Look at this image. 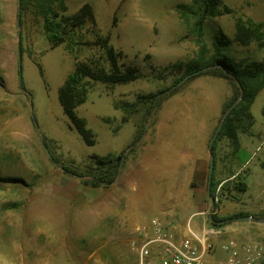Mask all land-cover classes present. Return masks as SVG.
I'll return each instance as SVG.
<instances>
[{"label": "rangeland", "instance_id": "obj_1", "mask_svg": "<svg viewBox=\"0 0 264 264\" xmlns=\"http://www.w3.org/2000/svg\"><path fill=\"white\" fill-rule=\"evenodd\" d=\"M86 2L93 7L95 20H88L53 46L40 8L22 12L18 27L19 0H0V264H159L153 250L142 258L145 236L140 229L161 212L182 226L194 214L204 217L206 227H216L211 224L213 215L226 218L216 227L223 240L264 244V88L252 104V124L238 130L239 144L228 136L217 143L214 195L209 191L210 156L200 170L177 177L181 192L169 191V177L156 174L162 171L161 162L152 160L154 153L143 147L160 138H197L212 124L209 147L225 109V103L222 107L219 103L228 91L227 79L210 77L209 87L195 93L210 89L215 99L200 92L198 98L207 104L201 100L188 104V90L200 86L198 81L209 74L178 84L186 63L199 51L178 8L192 5L193 0H63L54 7L61 14L74 15ZM224 2L230 11L206 20L209 53L219 47L237 61L262 60L264 47L258 41L242 45L235 34L238 17L264 24V0ZM106 37L120 52L122 68L136 67L141 75L123 83L83 79L88 93L77 112L96 139L88 145L65 113L59 88L78 62L110 70L102 46ZM179 62L184 65L175 66ZM174 84L177 91L168 97L161 94L163 98L149 115L150 104L141 102L140 110L133 113L124 107L137 102L140 95L159 93ZM44 137L51 139L59 162L49 156ZM244 142L248 148H242ZM123 150L125 161L110 186L85 184L84 178L62 167L67 163L92 171L94 155ZM143 158L153 162V168L142 167ZM237 215L254 219L237 222ZM238 225L243 236L232 229ZM221 251L211 263L228 264V253Z\"/></svg>", "mask_w": 264, "mask_h": 264}, {"label": "trees", "instance_id": "obj_2", "mask_svg": "<svg viewBox=\"0 0 264 264\" xmlns=\"http://www.w3.org/2000/svg\"><path fill=\"white\" fill-rule=\"evenodd\" d=\"M56 3H63V0H21L22 12L32 7L40 8L39 10L45 17L47 34L53 46L65 41L70 34L75 32L77 28L82 27L88 20H95V13L89 2L84 3L74 15L59 13L54 7ZM178 8L189 30L196 37V42L199 47L197 57L186 63V72L181 79L193 71L209 66L208 69L192 75L189 79L201 74L224 78L228 80L234 92L233 97L225 102L223 116L226 115V117L224 120L223 116L221 118L219 125L222 123V126L212 147L215 155V170L218 141L222 137L228 136L237 146L239 144L238 130H246L248 124L251 125L253 122L251 107L257 95L264 88V58L262 60L241 59L237 61L223 52L219 47L215 52L209 53L205 39L206 20L230 11V8L224 0H193L192 5H179ZM190 16H194L195 20H191ZM235 39L242 45H249L253 41H258L264 47L263 22L256 21L252 18L238 17L236 19ZM102 46L106 48L108 60L111 62L110 70L97 67L88 62H78L76 68L70 72L59 88V100L65 113L69 116L74 127L88 145H94L96 139L94 138L93 131L88 127L86 119L77 112V106L86 100L88 93L87 85L83 79L90 77L107 83H123L134 80L141 75V72L136 67L129 66L122 68L120 52L109 43L108 37L103 39ZM183 65L182 62L175 63V66L179 67ZM176 86L177 84H174L159 93L140 95L137 102L125 103L124 107L130 113H133L140 110L139 105L141 102L143 104H150L146 111V115H149L150 111L163 98L161 94L166 93V97L171 96L177 91ZM137 137L139 139L141 133ZM43 142L50 148L51 158L55 162H59V158L51 150V139L44 137ZM125 157L124 150L118 154L94 155L93 158L96 167L92 166L91 168L94 169L86 172L73 164L62 163V167L66 172L84 178L85 184L93 187L110 186L118 179ZM216 182L215 174L213 173L211 183V192L213 195ZM240 188L245 190L241 186ZM222 220H226V218H218L213 215L211 224L219 227L222 225Z\"/></svg>", "mask_w": 264, "mask_h": 264}, {"label": "crops", "instance_id": "obj_3", "mask_svg": "<svg viewBox=\"0 0 264 264\" xmlns=\"http://www.w3.org/2000/svg\"><path fill=\"white\" fill-rule=\"evenodd\" d=\"M216 78V79H224L220 77H215L212 75H208L207 77L201 78L198 82L200 86H197L195 89L190 88L188 90V98L186 101L188 104L192 103L193 101L201 100L199 99V93L203 92L204 95L211 96L212 100L215 99L214 91L212 90L210 93V89L208 90H202L200 89L197 94L195 91L198 88L202 87H209L208 81L209 79ZM197 82V84H198ZM226 86L228 88V91L226 93L225 100L220 101V106L222 107L225 103V101L232 96V89L230 87V84L225 80ZM202 84V85H201ZM203 101V102H202ZM206 101V102H205ZM203 104H207V100H201ZM198 103V102H197ZM217 103V102H216ZM215 105V102L213 103ZM212 124H208L204 127L203 131L200 132V136L197 138L194 137H169V138H160L158 142L150 141L148 142V145L144 146L143 149L147 150V152L154 153L153 156L155 157L152 160H159L161 162L160 169L162 171L157 172V175H161L164 177H169L170 179V187L169 191L174 192H181L182 191V184L179 182V179L177 177H181L182 175H192L195 173L196 170H200L201 165H205L206 160H208L210 156L209 147L207 146L208 143V136L210 134V130ZM210 144V142H209ZM251 145V144H250ZM253 145V144H252ZM164 146V147H162ZM242 148H248V145L244 142L242 144ZM158 156V158H157ZM242 164L244 165L248 160H241ZM142 167L153 168V162L149 163L146 162V159L143 158L142 161ZM241 165V164H240ZM241 167V166H240ZM238 166V169H240ZM184 169L186 170L184 172ZM155 217H158L164 225L174 231L177 236L184 237L190 234V229L201 231L206 228H212L211 226L206 227V224L204 222V217L202 215L194 214L191 216L189 221L185 224V226H182L180 223H173L171 219H168L163 212H161L159 215H156ZM239 222V220L237 221ZM236 232L238 236H243L242 234V228L238 225L236 228H232ZM241 233V234H240ZM215 245H218L217 251L214 252V250L210 251L206 255V260L208 262L216 261L219 256L222 255L221 251V243L223 241L222 235H215L213 237ZM219 249V250H218ZM152 253H157L158 249L157 247H153Z\"/></svg>", "mask_w": 264, "mask_h": 264}, {"label": "built area", "instance_id": "obj_4", "mask_svg": "<svg viewBox=\"0 0 264 264\" xmlns=\"http://www.w3.org/2000/svg\"><path fill=\"white\" fill-rule=\"evenodd\" d=\"M140 232L145 236L140 250L142 258L157 247L159 264H213L206 260V255L214 249L213 237L220 233V229H190L189 235L179 237L154 217ZM221 248L228 253V264H261L264 261V244L259 241L241 242L229 238L221 244Z\"/></svg>", "mask_w": 264, "mask_h": 264}, {"label": "water", "instance_id": "obj_5", "mask_svg": "<svg viewBox=\"0 0 264 264\" xmlns=\"http://www.w3.org/2000/svg\"><path fill=\"white\" fill-rule=\"evenodd\" d=\"M21 18H22V9H21V0H19V9H18V27L21 26ZM21 36V31H19V37ZM209 66H206V67H203L201 69H198L196 71H193L189 74H187L183 79L180 80V82L178 84H181L183 83L185 80H187L189 77H191L192 75L198 73V72H201L203 70H206L208 69ZM19 82H20V86L21 88H23V75H22V51H21V48H20V44H19ZM243 91V90H242ZM226 115L223 116V120L225 119ZM33 119H34V122H35V125H36V130L38 132V134L40 135V128L38 126V123H37V120L33 114ZM222 126V123L217 127L215 133L213 134L211 140H210V144H209V151H210V166H209V191L211 189V183H212V178H213V173H214V167H215V155L212 151V147H213V144H214V141L220 131V128ZM46 150L49 154L50 157H52L50 151L48 150V147L46 146ZM124 155H125V152H124ZM55 161V160H54ZM57 165H59L57 163ZM236 220H253L254 217L252 215H242V216H238V217H235ZM259 221L263 222L262 219H258Z\"/></svg>", "mask_w": 264, "mask_h": 264}]
</instances>
